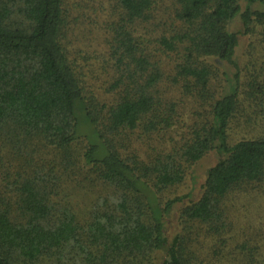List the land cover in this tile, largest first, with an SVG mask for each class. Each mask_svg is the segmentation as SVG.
<instances>
[{"label":"trees","instance_id":"1","mask_svg":"<svg viewBox=\"0 0 264 264\" xmlns=\"http://www.w3.org/2000/svg\"><path fill=\"white\" fill-rule=\"evenodd\" d=\"M112 1L119 20L105 43L115 96L104 101L68 47L83 22L70 19L67 0H0V264H264L255 246L222 237L228 223L234 228L227 220L238 210L235 193L264 180V135L232 143L230 134L236 112L251 108L235 59L240 34L262 28L264 56V8L254 7L264 0ZM165 1L176 28L137 34ZM237 17L242 29L235 32ZM208 58L235 69L226 88L212 90ZM255 94L253 107L264 109V95ZM189 99L209 108L189 135L171 136L170 147H155L147 159L132 148L170 134ZM81 137L87 148L76 151ZM212 149L222 156L206 170L199 198L165 197ZM87 185L96 192H83ZM62 186L89 204L59 199ZM177 202L173 232L168 220Z\"/></svg>","mask_w":264,"mask_h":264},{"label":"rangeland","instance_id":"2","mask_svg":"<svg viewBox=\"0 0 264 264\" xmlns=\"http://www.w3.org/2000/svg\"><path fill=\"white\" fill-rule=\"evenodd\" d=\"M67 3L69 8L74 9L70 19H75L73 16H78L79 20L83 22V24L77 27L76 32L78 33L79 30L83 29L85 33H76L77 40L73 38L72 42L68 43L72 57L74 56L79 65L82 66L89 89L96 93L99 99L111 101L115 96V93L110 91L111 87H109V81H113L114 79L111 70V67H113V60L107 55L109 43H105V35L108 31L107 29L112 28L116 21L119 20L115 15V3L112 0H67ZM245 3L244 1L243 5ZM74 7H76V9ZM254 7L264 8V6L259 4H256ZM91 22H93V25ZM176 25L177 21L172 14L170 2L165 1L161 3L156 18H152L146 23H138L137 34L156 37L164 32L171 33L172 30L176 28ZM93 27L98 31V36L96 38L94 37L96 33H93L92 30L94 29ZM230 29L235 32L241 31L242 21L239 17L233 20L230 24ZM261 32L262 28L259 27L252 34H240V41L236 50L235 59L239 62L241 68V97L248 98L249 102H251V108H249V112L247 105H244L242 109L236 112V117L233 118L231 124L230 134L232 143L243 137H254L260 134L264 135V126H259L264 122V109H262L260 105H257L259 108H254L253 104L255 105V102L252 97V94L255 93V95H264V56L260 46ZM65 42L67 43V41ZM148 46L153 48L154 43H149ZM172 58H175L174 54H172V57L169 59ZM208 61L214 68L211 80L212 90L214 88L219 90L226 88L227 85L234 80L235 69L227 62H220L214 58H208ZM182 108L180 110V115L178 114L176 117V122L171 128L170 134L162 131V133L155 136L152 141L144 137L145 140L140 139L133 143L132 148L140 149L139 152L147 159L148 155L156 151L155 147H160L162 144L170 147L174 140L182 141L184 136L189 135L193 120L204 118L209 109L204 104L200 105L199 102L197 103V101L193 99L186 101ZM81 130L86 133V125H83ZM171 136L174 138L173 141ZM91 137L92 139H96L94 134H92ZM87 145V138L81 137L77 141L75 149L76 151L78 149L79 151L85 150ZM50 156H47L48 159L52 158V156ZM221 156V153L217 149H212L207 152L195 165H193L186 174L184 181L176 187L167 189L164 192V196H184L185 198L182 203L186 202V204L189 203V201H196L201 194V185L204 182L206 170L215 164ZM17 163L18 159H15L14 164ZM80 180H82V178ZM62 188L64 187L58 188L61 193V195L58 196L59 199L64 201L70 200L75 204V207L79 205L83 208L89 204L88 197L83 199L81 196L83 193H81V191L73 192L72 189L62 190ZM82 189L83 192H90L92 190L96 192V190L94 191L93 185L82 186ZM185 194L187 196H185ZM235 194L236 198H234L232 202L238 203V210L230 213L229 220H227L228 222L231 220L232 223H234V228L232 229L230 223H228L227 232L222 237L226 238L227 245L237 246L238 244L246 243L250 249H254V247L251 246H255L258 252H264V180L245 185L242 189H238ZM238 196H241V198L237 200ZM92 197L90 198L92 199ZM180 208L181 203L179 202L175 203L173 206L172 213L168 220L170 231L174 232L177 230L181 211Z\"/></svg>","mask_w":264,"mask_h":264}]
</instances>
